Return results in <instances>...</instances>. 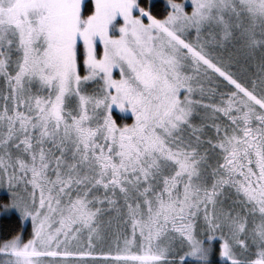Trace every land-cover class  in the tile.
Here are the masks:
<instances>
[{"label":"snow or ice","instance_id":"obj_1","mask_svg":"<svg viewBox=\"0 0 264 264\" xmlns=\"http://www.w3.org/2000/svg\"><path fill=\"white\" fill-rule=\"evenodd\" d=\"M0 211V264H264V0H0Z\"/></svg>","mask_w":264,"mask_h":264},{"label":"trees","instance_id":"obj_2","mask_svg":"<svg viewBox=\"0 0 264 264\" xmlns=\"http://www.w3.org/2000/svg\"><path fill=\"white\" fill-rule=\"evenodd\" d=\"M152 3H153L154 14L159 13L164 8L165 5L164 1H154ZM0 225L4 226V230H8V228H15L16 215L14 213L3 215L0 218ZM26 231H28V229Z\"/></svg>","mask_w":264,"mask_h":264},{"label":"rangeland","instance_id":"obj_3","mask_svg":"<svg viewBox=\"0 0 264 264\" xmlns=\"http://www.w3.org/2000/svg\"><path fill=\"white\" fill-rule=\"evenodd\" d=\"M154 1H164L165 0H152V2ZM13 213L12 211H0V218L3 216V215H6V214H11ZM28 229V231H26ZM31 229V220L28 219L27 221L24 222V230H25V238L27 237V233L30 231ZM4 257L0 256V259H3ZM71 264H77V262H71ZM85 264H103V261L102 260H96V261H93L91 258H89Z\"/></svg>","mask_w":264,"mask_h":264}]
</instances>
